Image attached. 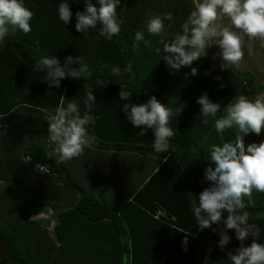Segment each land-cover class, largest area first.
<instances>
[{"label": "trees", "instance_id": "1", "mask_svg": "<svg viewBox=\"0 0 264 264\" xmlns=\"http://www.w3.org/2000/svg\"><path fill=\"white\" fill-rule=\"evenodd\" d=\"M60 2L24 0L34 13L31 31H18L0 44L2 60L14 69L6 73L5 65L6 74L0 76V264H231L228 254H235L241 243L234 231L228 230L230 243L221 249L218 241L223 224L200 230L191 203L194 199L198 203L194 195L211 183L204 180L205 168L214 167L207 159L211 146L234 140L238 129L228 130L223 136L216 133L215 119L226 114V109L216 118H206V125L201 124L196 101L205 92L222 108L240 95L256 100L264 90L263 84L249 70H221L222 61L212 58L211 46L205 57L179 72L165 65V53L160 56L156 49H162V41L171 43L182 31L195 0H121L117 14L123 24L120 34L111 41L97 34L99 24L88 33L75 30V13L84 10V0H68L73 16L61 27L57 14ZM92 2L99 7L96 0ZM169 12L173 21H165L167 35H149L148 18ZM62 31L69 38L57 43ZM137 31H144L150 46L135 41ZM44 55L55 56L61 65L69 56L74 60L79 57L88 64L91 75L79 80L66 78L60 88H50L44 83L45 73L34 70ZM113 66L120 67V77L111 75ZM191 68L197 69V75L190 74ZM83 91L94 93V117L102 119L108 108V132L101 131L99 120L98 125L87 128L96 143L81 156L63 161L48 138L47 117ZM152 96L173 109H182L170 122L177 135L166 153L154 151L151 129L134 128L126 119V106L146 103ZM262 141L264 130L260 136L250 133L244 138L245 145ZM94 152L129 154L138 166L146 161L138 171L145 180L125 198L126 207L146 213L145 218L164 226L158 236L166 235L162 240L178 250L176 255L167 249L149 252L154 251V245H145L144 254H137L131 241L145 230L137 214L128 217L134 221H125L124 214L102 190L87 189L74 178L72 167L87 168L90 160L84 158L85 153ZM41 165L47 169L40 170ZM28 187L37 193L25 199ZM40 187L46 190L39 193ZM12 195L14 200L10 199ZM175 201L177 206L170 207ZM245 205L249 223L257 225L260 232L243 244L249 246L253 239L264 243V192L254 190L251 203L245 198ZM36 207L50 211V217L29 218L28 210ZM185 240L186 244L182 243Z\"/></svg>", "mask_w": 264, "mask_h": 264}, {"label": "clouds", "instance_id": "2", "mask_svg": "<svg viewBox=\"0 0 264 264\" xmlns=\"http://www.w3.org/2000/svg\"><path fill=\"white\" fill-rule=\"evenodd\" d=\"M69 4L68 0H61L57 7L58 18L63 25L69 24L73 16ZM96 5L99 7L92 0H84V10L75 13V30L88 33L99 24L101 27L97 34L111 41L120 34L123 24L117 14L121 0H96ZM33 15L24 0H0V44L18 31L29 33ZM225 17L240 32L222 24ZM166 20L173 21L171 12L163 17L150 16L146 21L147 33L166 36ZM167 27L170 28L171 24ZM181 29L171 43L162 41V49H156L160 56L162 52L165 53L162 59L169 69L179 72L183 67H190L193 62L205 57L213 45L220 50L221 70L238 67L244 56L242 34L264 38V0H196V6ZM134 39L146 46L151 44L150 40L145 39L144 31H137ZM212 41L216 43L211 44ZM74 63L78 67L72 68ZM34 70L45 73L44 83L50 88H60L66 78L79 80L91 75V69L85 61L79 57L74 60L71 56L66 58L63 65L55 56H41ZM190 74L197 75V69L191 68ZM111 75L120 77V67L113 66ZM86 96L88 111L83 116L78 105L69 102L66 107H58L54 114L47 117L48 138L56 145L55 153L63 161L81 156L86 148L96 143V137L87 130V126L94 123L90 111L96 103L91 91ZM196 103L200 106V122L204 125L208 123L206 118H216L218 112L226 109V114L215 119L214 129L217 134L223 136L228 130L238 129L234 140L211 146L207 159L214 167L208 166L204 170V180L211 183L198 196L194 195L198 197V203L195 199L191 203L197 226L204 230L213 224L222 223L224 227L218 241L221 249L230 243L228 230L234 231L236 239L241 243L235 254H228L231 264H264V243L253 239L249 246L243 244L250 236L254 237L260 232L257 225L249 223L250 214L245 210V198L251 203L254 190L264 192V141L245 145L244 138L250 133L260 136L264 130V99L252 100L240 95L222 108L220 103L213 102L205 92L197 98ZM126 108V119L134 128L143 126L144 129L152 130L154 151L168 152L171 139L177 135L170 122L182 109L164 105L155 96L146 103L131 104ZM39 167L47 169L46 165Z\"/></svg>", "mask_w": 264, "mask_h": 264}, {"label": "crops", "instance_id": "3", "mask_svg": "<svg viewBox=\"0 0 264 264\" xmlns=\"http://www.w3.org/2000/svg\"><path fill=\"white\" fill-rule=\"evenodd\" d=\"M47 9H45V12ZM65 26V25H64ZM63 27V23L62 26ZM63 29V28H61ZM61 35V36H60ZM53 38H57V36H60L57 38V43H60L62 39L66 40L69 38V36H65L63 34V31L55 36L53 33L51 34ZM8 57L5 55V58ZM2 55L0 51V76L5 75L6 73H12L14 71L13 68H10L9 65H7V61L5 59L2 60ZM5 65L7 66V72L5 73ZM89 91H83V93L72 100V102H75L78 107L81 116L88 111L85 105L86 101V94ZM94 94V93H93ZM90 115L94 117L92 112L90 111ZM101 120L100 127L102 128L101 131L106 133L108 132V108L107 112L103 115V118H97V116L94 117V123L89 124L87 128L93 127L95 125H98V121ZM87 152V151H86ZM89 152V151H88ZM84 154V153H83ZM93 155H90V153H85L84 158H88L90 160V165L87 168L84 167H72V173L74 178L85 188L87 189H100L102 190L107 199L111 201L120 212L124 214L123 218H125L131 221H134L128 217H134L136 214L139 221H142L143 224H141L142 227H144V231L139 232L134 239L131 241L132 245H136V253L144 254L143 247L146 245V247H150V245H154V251H149L151 253H155L159 251L160 249H167L172 255H176L178 250L174 249L170 246L169 242H166L165 239L162 240L166 235L163 234V236H158L159 229L161 227H164L162 225H159V222L155 224V220H149L146 217L145 214L137 213L135 209H130L126 207L125 198H129L132 196V193L137 191L141 185L143 184L145 180V176H141L139 174L140 167L145 164L146 161L143 160V162L140 163V166H138L135 163V157L130 156L129 154H116V153H92ZM151 166V163H150ZM148 168H150L148 166ZM44 171V170H42ZM179 181H183L179 180ZM179 187V186H178ZM183 188H178L179 191H182ZM46 188L40 187L39 193L44 192ZM185 192V191H184ZM37 191L33 187H28V193L26 194L27 197H32L33 194H36ZM133 193V194H134ZM12 200H14L13 195L10 196ZM17 204V203H16ZM2 205V203H1ZM176 207V201L173 203V205L170 204V207ZM0 208H3L0 206ZM29 218L38 219V218H49L51 212L48 211L44 212L41 210V208H31L28 210ZM176 212V210H174ZM148 213V211H147ZM157 217H153V219H156ZM53 219L50 222V230L53 227ZM153 231V235H150L149 233ZM151 236V237H150ZM159 238V239H158ZM177 240V239H176ZM156 247V248H155ZM109 248V246H108ZM93 250V249H92ZM139 260V259H138Z\"/></svg>", "mask_w": 264, "mask_h": 264}, {"label": "rangeland", "instance_id": "4", "mask_svg": "<svg viewBox=\"0 0 264 264\" xmlns=\"http://www.w3.org/2000/svg\"><path fill=\"white\" fill-rule=\"evenodd\" d=\"M194 4H196V0ZM221 23L226 26L232 27L227 17H225L224 20L221 21ZM232 30L240 32V30L235 29L234 27H232ZM210 43L215 44L216 41H212ZM211 48L212 58L220 59L219 48L216 45L211 46ZM242 50L244 52V56L240 61L239 66L233 68H240L253 72L256 78L264 86V38H252L247 36L246 34H242ZM257 99H264V90Z\"/></svg>", "mask_w": 264, "mask_h": 264}, {"label": "built area", "instance_id": "5", "mask_svg": "<svg viewBox=\"0 0 264 264\" xmlns=\"http://www.w3.org/2000/svg\"><path fill=\"white\" fill-rule=\"evenodd\" d=\"M39 169H40V170H45V169H42V168H40V167H39Z\"/></svg>", "mask_w": 264, "mask_h": 264}]
</instances>
